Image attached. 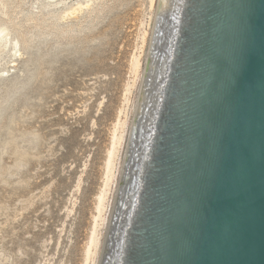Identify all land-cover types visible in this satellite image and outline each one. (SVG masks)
I'll return each mask as SVG.
<instances>
[{
	"label": "water",
	"instance_id": "water-1",
	"mask_svg": "<svg viewBox=\"0 0 264 264\" xmlns=\"http://www.w3.org/2000/svg\"><path fill=\"white\" fill-rule=\"evenodd\" d=\"M171 15L158 113L118 201L135 203L104 262L122 247L119 264H264V0H185Z\"/></svg>",
	"mask_w": 264,
	"mask_h": 264
},
{
	"label": "rangeland",
	"instance_id": "rangeland-1",
	"mask_svg": "<svg viewBox=\"0 0 264 264\" xmlns=\"http://www.w3.org/2000/svg\"><path fill=\"white\" fill-rule=\"evenodd\" d=\"M148 1L0 0V264H82Z\"/></svg>",
	"mask_w": 264,
	"mask_h": 264
},
{
	"label": "bare ground",
	"instance_id": "bare-ground-1",
	"mask_svg": "<svg viewBox=\"0 0 264 264\" xmlns=\"http://www.w3.org/2000/svg\"><path fill=\"white\" fill-rule=\"evenodd\" d=\"M184 1L185 0H149V5L146 4L150 6L149 8L151 9L155 3L156 8L154 12L155 19L149 37L148 51L144 64L141 65V54L146 41V30H148L146 29L144 31L142 29L143 31L139 36L140 40L138 39L139 44L135 45V51H133V53L130 52L131 57L128 59L131 80L130 82L124 83L126 84L123 92L124 105L122 104V107L119 108L118 115L116 114V118L113 120L114 123H112V129L109 132L110 138L102 163V181L95 195L94 212L92 214L89 233L83 247L82 264H119L122 247L115 250L113 256H111L107 262H104V251L108 244L114 239L119 242L123 239L124 230L128 226L129 217L133 210L132 206L135 203V192L126 195L127 200L124 208L119 206L118 201L122 200V197H125V189L129 185L128 183L132 182L136 174L132 167L134 161H136L137 157V162L142 160L144 148L147 147L145 146L142 149V146H139V144L143 141L148 142V136L153 130L158 113V106L162 98L160 92L162 88L161 84L165 79L162 77V79L156 83L155 78L157 75L161 76L166 73L168 59H170L168 54H164L165 57L163 56L161 58L159 54L162 56L163 49L167 46L166 33L176 28L172 25L171 13L181 9ZM146 5L144 4V6ZM142 13L141 16H143ZM142 23L143 21L141 24ZM6 37L7 30L2 25L0 26V52L5 48L6 44H8L7 42L9 39ZM137 79L138 96L133 106V117L128 133L126 134L128 124L126 105H128L130 101L129 93L131 94V88H134L135 84H137ZM148 104H151L152 108L146 111L145 106ZM121 114H123V116H121ZM141 131H143V134ZM138 133L141 136L143 135V140L138 138ZM121 148H123V154L121 158H119ZM116 212H120L122 215V219L120 220L122 227H120V231L118 232H115L112 221V216Z\"/></svg>",
	"mask_w": 264,
	"mask_h": 264
}]
</instances>
